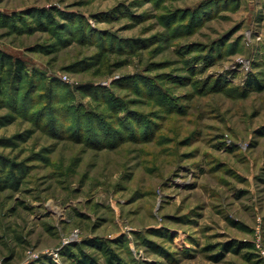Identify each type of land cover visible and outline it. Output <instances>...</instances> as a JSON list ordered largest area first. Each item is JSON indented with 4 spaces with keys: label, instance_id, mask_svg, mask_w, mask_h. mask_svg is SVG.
<instances>
[{
    "label": "rangeland",
    "instance_id": "rangeland-1",
    "mask_svg": "<svg viewBox=\"0 0 264 264\" xmlns=\"http://www.w3.org/2000/svg\"><path fill=\"white\" fill-rule=\"evenodd\" d=\"M0 51V264H264V0H0Z\"/></svg>",
    "mask_w": 264,
    "mask_h": 264
},
{
    "label": "trees",
    "instance_id": "trees-1",
    "mask_svg": "<svg viewBox=\"0 0 264 264\" xmlns=\"http://www.w3.org/2000/svg\"><path fill=\"white\" fill-rule=\"evenodd\" d=\"M182 15H183V13H182ZM194 15H195L194 17H196V14H194ZM35 16H37L38 18H41L42 20L48 19V22L50 23L49 17L51 16V14H45L42 11H39L38 13H35ZM178 17H179V14H178ZM175 18H176L175 16L171 18L172 23H175L174 22ZM15 19H16L15 17L12 18V20H15ZM75 20L81 21V18L76 17ZM75 20H71L70 24L73 23ZM64 27L66 30L67 26H64ZM26 77L27 78L31 77V74L28 72V68H27L26 63L21 59H15L11 55L5 54V53L0 51V85L2 86L4 84H6L7 86L12 87V85H13L12 82L14 80H16L17 83H20ZM17 168H18L17 165L9 164V163L4 164V162H2L0 159V182L3 183L5 181L8 183V180L4 179V175H6L8 172H11L12 170H14V175L12 177V180L15 182L20 181V176L16 174L19 171ZM15 171H17V172H15ZM6 177H8V175H6ZM6 185H7V187H9V183ZM236 243L237 242H233V243L232 242H226V243L219 245L218 247L223 250L224 254L230 253V252L240 253L241 249L250 248V246L248 244L247 245H245V244L239 245V243L238 244H236ZM88 245H91V247H96V248H104V249H106V251L108 253H110V254L112 253L111 249L109 247H104L103 243L89 242ZM82 246H86V244H84ZM250 249H252V247ZM214 259L219 260L220 258L215 257ZM89 261L92 263H97L95 259H93V261H92L90 257L84 258V264L88 263Z\"/></svg>",
    "mask_w": 264,
    "mask_h": 264
},
{
    "label": "built area",
    "instance_id": "built-area-1",
    "mask_svg": "<svg viewBox=\"0 0 264 264\" xmlns=\"http://www.w3.org/2000/svg\"><path fill=\"white\" fill-rule=\"evenodd\" d=\"M54 257H55L54 260H55L56 262H58L59 253L56 252V253L54 254Z\"/></svg>",
    "mask_w": 264,
    "mask_h": 264
}]
</instances>
